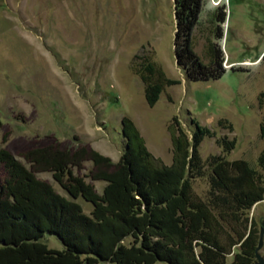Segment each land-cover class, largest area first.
<instances>
[{"label": "rangeland", "instance_id": "1", "mask_svg": "<svg viewBox=\"0 0 264 264\" xmlns=\"http://www.w3.org/2000/svg\"><path fill=\"white\" fill-rule=\"evenodd\" d=\"M220 6L223 22L215 21ZM175 31L174 0H0V147L30 170L24 154L48 145L83 146L117 162L125 148L121 119L128 117L157 163L169 165V126L176 117L189 138L193 120L213 132L197 148L200 172L189 176L195 197L209 202L214 156L246 160L264 185L258 163L264 149V0H205L193 45L205 63L210 44L221 49L224 72L218 78H187L175 59ZM147 62L162 73L151 81H179L165 84L153 105L146 102L141 78ZM222 138L233 140L234 147L225 149L218 142ZM93 170L89 158L73 168L100 193L105 181L92 179ZM34 174L69 197L50 171ZM4 175L1 169L0 179ZM75 200L90 212V202ZM217 218L223 242L226 235L247 233L253 222L258 244L264 198L239 220ZM43 241L62 249L54 235L46 234ZM237 252L238 243L226 262ZM259 253L264 257V236Z\"/></svg>", "mask_w": 264, "mask_h": 264}, {"label": "trees", "instance_id": "2", "mask_svg": "<svg viewBox=\"0 0 264 264\" xmlns=\"http://www.w3.org/2000/svg\"><path fill=\"white\" fill-rule=\"evenodd\" d=\"M204 2L174 0V55L192 81L215 79L224 72L219 47L209 45V63L194 50L192 33ZM223 8H218L215 21L225 20ZM143 71L149 105L158 100L165 84L179 82L165 77L151 81L155 73L162 76L151 62L143 65ZM192 122L191 138L176 117L169 126L173 147L169 165L157 163L128 117L121 119L125 148L117 162L83 146L68 150L48 145L24 154L30 170L0 147V170L5 172L0 179V264H252L257 244L254 223L247 233L236 238L226 235L223 242L217 216L239 220L240 214L264 198V185L246 160L214 156L209 202L195 197L189 176L200 172L197 148L213 132ZM260 135L264 137V126ZM218 142L225 149L234 147L233 140ZM88 158L94 165L91 178L105 181L100 193L73 172ZM258 163L264 169V149ZM34 171H50L69 197L56 192ZM77 198L91 203L89 213ZM46 234L57 237L62 249L48 247L43 241ZM237 243L240 252L226 262Z\"/></svg>", "mask_w": 264, "mask_h": 264}, {"label": "water", "instance_id": "3", "mask_svg": "<svg viewBox=\"0 0 264 264\" xmlns=\"http://www.w3.org/2000/svg\"><path fill=\"white\" fill-rule=\"evenodd\" d=\"M263 236H264V226H262L260 229L258 244L254 250L256 261L253 262L252 264H264V257L259 253V250L263 245Z\"/></svg>", "mask_w": 264, "mask_h": 264}]
</instances>
